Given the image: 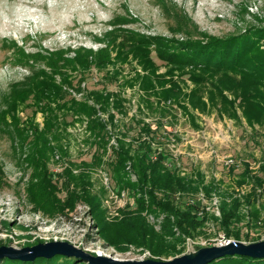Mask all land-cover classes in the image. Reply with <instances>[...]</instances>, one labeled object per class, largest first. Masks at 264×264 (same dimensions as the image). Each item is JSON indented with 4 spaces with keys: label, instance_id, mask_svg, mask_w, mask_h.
Returning a JSON list of instances; mask_svg holds the SVG:
<instances>
[{
    "label": "rangeland",
    "instance_id": "rangeland-1",
    "mask_svg": "<svg viewBox=\"0 0 264 264\" xmlns=\"http://www.w3.org/2000/svg\"><path fill=\"white\" fill-rule=\"evenodd\" d=\"M178 17L188 20L185 26L190 30L177 28ZM124 18L129 22L116 25ZM114 21L115 25L111 24ZM250 28L264 29V0H0V104L1 99L10 93L13 84L23 83L31 76L32 69L22 65L25 63L19 59L16 46L30 55L65 51V57L69 59L75 58L76 52L80 50L91 55L107 50L112 57L107 70L110 74L117 73V83L107 82L101 74L97 75L98 70L93 67L92 73L87 74L88 80L81 84V90L68 89L71 95L81 99L87 97L88 91L100 90L104 86L111 92L119 93L128 113L117 114L119 124L116 126L128 130L130 139H137L134 133H130L133 129V132L136 130L139 134L140 130L143 132L145 124H152L153 128L157 126L161 129L160 133L172 135L175 140L163 142L159 151L161 156L165 153L181 154L180 161L183 160L189 171L195 167L203 170L206 181L216 180L214 182L218 183L220 193L242 198L254 186L253 183L238 184L245 165H249L251 175L262 176L259 168L264 164V129L256 127L257 134L254 135L240 110L238 114L242 124L215 109L204 113L192 108L190 95L196 88L191 79L193 67L178 69L160 61L154 46L150 53L156 67L154 74L150 69H145L143 63L133 55H129L127 60H118L116 56L120 50L113 47L115 45L108 33L123 29L182 42L203 38L199 34L223 39L243 34ZM174 29H178L177 32ZM261 49L264 51V40ZM36 62L31 65L35 66V70L51 71L44 61ZM78 73L73 72L71 77L76 78ZM146 77H149L151 87L144 80ZM55 79L59 84L62 81L61 75H56ZM173 90L174 96L165 98L162 95ZM225 94L233 99L231 94ZM204 99L207 101L206 97ZM90 104L93 102L90 101ZM93 105L99 110L97 104ZM100 112L97 117L108 124V117L114 109L111 108L106 114ZM32 114V108L19 113L22 128ZM44 119L42 113L35 116L34 123L39 131L44 128ZM75 119L67 126L59 120V132H55L57 137L50 135L47 139L50 152L44 163L56 188V197L64 204L70 193L80 191L75 183L66 186L67 172L75 177L88 175V190L100 198L106 221L116 224L129 214V209L123 208L122 200L110 202L111 196L104 189L101 179V171H107V165L114 158L110 159L102 152L104 156L100 164L91 161L92 157L86 154L95 138L91 135L88 119L84 116ZM134 121L140 122L139 126ZM0 128L5 131H0V165L4 171V180L0 184V240L3 246L22 249L39 243L67 242L93 256L101 255L117 260H156L144 248L132 244L116 247L107 243L100 236L90 206L83 200L76 203L73 211L67 210L65 215L52 216L37 209L27 194L30 177L35 172L34 165L26 162L31 148L27 144L23 146L21 138L15 135V128ZM29 135H32L31 130ZM13 137L17 143L13 142ZM141 137L143 140L148 138L146 132ZM229 158L235 161V166L228 167L225 164L224 159ZM258 193V204L262 205L264 188H260ZM213 198L218 199L221 205L220 197L212 194L211 199L205 200L206 207L212 206L215 201ZM248 211L247 207L243 209L245 214ZM207 213L209 219L202 234L194 241L197 242L195 251L226 241H236L234 238L228 239L221 231V217H217L211 210ZM148 222L153 225L151 221ZM261 223L264 225V219ZM248 225H252L251 229L247 228ZM236 226L241 230L239 242L264 240V226L256 227L251 221H243ZM185 248L183 254L194 249L192 246Z\"/></svg>",
    "mask_w": 264,
    "mask_h": 264
},
{
    "label": "trees",
    "instance_id": "trees-1",
    "mask_svg": "<svg viewBox=\"0 0 264 264\" xmlns=\"http://www.w3.org/2000/svg\"><path fill=\"white\" fill-rule=\"evenodd\" d=\"M123 22L129 21L124 18L119 20L118 24L116 21L111 24L119 25ZM187 23V19L178 17L177 28H186ZM186 29L190 30L189 27ZM177 30L173 31L177 32ZM199 35L203 38L180 42L123 29H115L108 33L115 45L113 47L120 50L116 56L118 60H127L129 55H133L143 63L145 69H150L154 74L156 67L150 58L151 47L154 46L160 61L178 69L193 67L191 79L196 88L190 95L191 107L204 113L210 109L218 110L219 113L233 118L239 124H242L243 118L253 134H257L256 127L264 129V51L261 49L264 29L250 28L243 34L223 39H215L205 34ZM16 52L19 59L25 63L22 65L32 69L31 76H28L23 83L13 84L10 93L1 99L0 126L15 128V135L21 138L23 146L27 144L31 148L26 162L34 165L35 172L30 177L27 194L36 208L52 216L65 215L67 210L73 211L76 203L83 200L90 206L91 215L96 220L100 236L107 243L116 247L132 244L144 248L156 260L182 255L186 249L187 239L195 240L202 234V229L209 219V213H205L201 218L198 216L199 207L187 206L186 202L188 199L195 201L201 192L208 199L212 198V194L220 197L219 226L228 239L241 240V230L236 225L243 221H251V224H255L256 227L264 226L261 223L264 219V204H258V190L264 188V164L259 168L262 172L261 177L258 174L251 175L249 165H245L238 184L253 183L254 186L244 197L237 198L225 192L220 193L221 189L218 183L214 182L215 179L213 182L206 181V174L201 169L195 167L189 174L182 176L172 166L174 159L167 153L159 160L153 161L151 159L154 151L152 143L157 141L161 129L157 126L153 128L152 124L148 126L145 123L142 130L146 132L149 140H142L138 135L133 142H127L125 138L128 134L121 133L114 160L107 165V172L112 176L118 189L134 191V197L130 200L134 208L127 211L129 214L123 220L116 224L106 221L100 198L92 195L88 190L89 176L85 174L75 177L71 172H67L66 186L69 187L71 183H75L77 187H80V191L70 193L67 202L61 203L56 197V188L49 178L44 163L50 152L47 139L50 135L57 137L55 132H59V120L67 126L73 123L77 116L88 119L87 124L92 130L91 135L95 138V142L91 144L90 151L86 155L92 157L91 161L94 163L100 164L103 154L107 152L109 138L106 121L98 118L97 114L99 110L100 113H109L113 108L114 112L109 115L108 122L114 124L117 114L127 115L128 108L120 94L109 91L107 86L100 90L88 91L87 97L81 99H77L69 92V90H81V84L88 80L87 74L92 73L93 67L98 70L97 75L101 74L107 82L117 83V73L110 74L107 70L112 63L109 51L102 50L98 55H91L80 50L76 52L73 59L65 57L67 54L65 51L47 53L46 56L41 53L30 55L16 46ZM38 60L44 61L51 71L35 70V66L31 65L38 63L36 62ZM70 72L72 74H69ZM73 72H79L74 79L71 77ZM56 75L62 77L60 84L56 82ZM144 80L149 84V77ZM64 87H68L67 90ZM148 87H151L150 84ZM173 92L175 90L166 91L162 95L169 98L174 96ZM225 92L231 94L233 99H229ZM90 101L97 104L99 110L93 104L91 105ZM26 108H32L33 114L27 122L23 123L22 128L19 113ZM38 113L45 116V125L40 131L34 123ZM134 123L137 126L140 124L136 121ZM29 130L32 135H29ZM0 131L5 132L1 128ZM14 141L16 142L15 137H13ZM129 165L137 177L136 182L128 176ZM3 172L0 165V184L4 180ZM179 193L181 199L177 200L176 195ZM246 207L249 211L245 214L243 209ZM148 216L155 219L163 217L160 231L157 232L148 222ZM251 227L252 225L247 226L249 229ZM257 241L260 239L253 242ZM1 246H3L2 240H0ZM0 264L88 263L76 258L55 256L51 259L39 258L34 262L3 259ZM210 264H264V259L227 256Z\"/></svg>",
    "mask_w": 264,
    "mask_h": 264
},
{
    "label": "water",
    "instance_id": "water-1",
    "mask_svg": "<svg viewBox=\"0 0 264 264\" xmlns=\"http://www.w3.org/2000/svg\"><path fill=\"white\" fill-rule=\"evenodd\" d=\"M55 256L76 258L88 264H210L227 256H243L252 259H264V240L253 243L239 241L228 242L223 245L200 248L170 260H117L101 255L93 256L78 249L67 242L39 243L32 247L17 249L14 247H0V261L3 259L34 262L36 259H51Z\"/></svg>",
    "mask_w": 264,
    "mask_h": 264
},
{
    "label": "built area",
    "instance_id": "built-area-1",
    "mask_svg": "<svg viewBox=\"0 0 264 264\" xmlns=\"http://www.w3.org/2000/svg\"><path fill=\"white\" fill-rule=\"evenodd\" d=\"M79 98V97H78ZM118 123L117 118L114 122V124H107V135L109 138V144L107 147V152L106 155L111 159L114 158V153L115 151L118 149V145H119V139H121V133L123 134H128V136L125 138L127 142H133L135 140V138L131 139L129 138V131L124 129V127H121L119 125L116 126V124ZM119 124V123H118ZM116 126V127H115ZM135 128V127H134ZM134 131V129H133ZM130 132L131 134L134 133V135L138 138V135H140L139 137H141L142 134L144 133H137V131L135 130V132ZM172 135H168L166 133H161L158 137H157V141L155 143H152L153 146V154L151 156V159L153 161H157L159 160L162 156L159 154L160 152V146L162 144H164L163 142H171V141H175L174 139H172ZM141 139L143 140V138L141 137ZM145 140H149V138H146ZM174 143V142H172ZM110 145V146H109ZM172 157V159H174L172 166L175 167L178 172L182 175V176H186L187 174L190 173V171L184 166L183 164V160L181 159L180 161V156L181 154H174V155H170ZM225 164L228 167L231 166H235V161L233 159H224ZM127 171H128V176L129 178L133 181L136 182L137 181V177L134 174V172L131 170L130 165L127 167ZM101 179L103 180V187L106 190L107 194H109V196H111L110 198V202H117L119 200L124 201L123 208L126 209H132L134 208V206H132L130 204V200L134 197V191L132 190H128V189H118V187L115 186L114 181L112 179V176L106 171L103 170L101 171ZM177 200L181 199V195L180 193L176 195ZM206 196L203 192L199 193L196 200H186L187 202V206H192V205H196L197 207H199L198 210V216L199 217H203L205 215V213L210 212V210L215 213V215L217 217H221V213H220V206L218 204V199H212L214 202L212 203V206L210 207H206L207 205H205V200H206ZM110 207V206H109ZM210 208V209H208ZM148 221H151V223L154 225L155 229L157 231H160L161 229V225L163 222V217H160L158 219H155L152 216H148ZM195 240H191V239H187V243L186 246H188V248L190 246L194 247V249L192 251L189 252H193L195 251V246L197 244V242H194ZM229 241H226L224 243H220L219 245H223L228 243Z\"/></svg>",
    "mask_w": 264,
    "mask_h": 264
}]
</instances>
